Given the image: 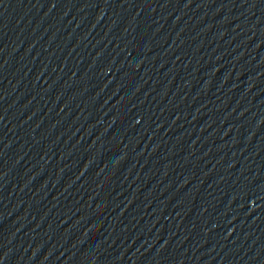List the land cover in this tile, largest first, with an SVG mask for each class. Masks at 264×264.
I'll return each instance as SVG.
<instances>
[{
	"label": "water",
	"instance_id": "obj_1",
	"mask_svg": "<svg viewBox=\"0 0 264 264\" xmlns=\"http://www.w3.org/2000/svg\"><path fill=\"white\" fill-rule=\"evenodd\" d=\"M0 264H264V0H0Z\"/></svg>",
	"mask_w": 264,
	"mask_h": 264
}]
</instances>
